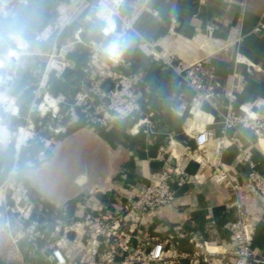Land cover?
Segmentation results:
<instances>
[{
	"label": "crops",
	"instance_id": "obj_1",
	"mask_svg": "<svg viewBox=\"0 0 264 264\" xmlns=\"http://www.w3.org/2000/svg\"><path fill=\"white\" fill-rule=\"evenodd\" d=\"M98 3L0 0V138L13 140L38 118L51 123L46 115L52 111L62 117L61 134L49 150L17 139L0 144V264H51L57 229L100 209L124 215L141 238L171 241L193 254L202 243L232 247L230 228L239 206L255 223L250 249L264 256V198L248 183L249 167L242 161L251 156L264 176V140L249 129H225L226 111L219 103L199 100L167 64L171 57L182 67L208 59L223 87L233 89L236 112L245 107L264 118V31H256L264 26V0H126L122 12L133 24L122 49L132 52L126 58L143 76L145 89L141 112L125 120L88 115V102L76 104L87 90L82 85L89 42L109 41L101 35L104 23L95 18ZM239 39L229 54L209 55ZM238 52L258 69L237 66ZM198 124L218 139L238 141H228L219 152L211 148L199 163ZM166 170L172 171L174 203L144 215L130 212L140 190ZM223 172L237 190L220 182ZM15 186L33 204L28 221L9 210Z\"/></svg>",
	"mask_w": 264,
	"mask_h": 264
},
{
	"label": "built area",
	"instance_id": "obj_2",
	"mask_svg": "<svg viewBox=\"0 0 264 264\" xmlns=\"http://www.w3.org/2000/svg\"><path fill=\"white\" fill-rule=\"evenodd\" d=\"M125 2L126 0H99L97 6L93 7L95 18L104 23L101 35L109 41H91L88 44L90 49L85 69L87 80L82 85L87 90L78 96L82 103L88 102L84 107L88 115L96 113L104 119L115 117L125 120L142 110L143 94L140 82L143 76L134 71L122 49V43L133 24V19L122 12ZM261 30L264 31L263 25L256 29L257 32ZM76 39H80L79 33L76 34ZM113 41L119 42V52L115 55L106 52ZM240 41L241 39L220 45L209 55H216L218 52L229 54ZM208 61L200 59L189 67H182L176 58L171 57L167 64L179 72L183 83L196 92L199 100L219 103L226 111L225 129H249L254 132L257 140L264 139V118L245 107L240 108V113L236 112L233 89L226 90L223 87L216 67ZM235 63L237 66L246 65L250 70L258 69L257 65L239 52L236 54ZM237 75L236 72L234 76ZM76 104L79 106V102ZM195 133L199 163L204 162L211 148L219 152L228 141H238L226 135L218 139L213 130L200 124L195 126ZM242 161L249 167L248 183L264 198V176L258 170V165L249 155L244 156ZM171 172L166 170L156 175L149 185L140 190L127 209L144 215L173 204L176 195L171 185ZM226 179L223 172L220 182L224 181L226 186L234 190L239 188L237 184ZM13 201L9 210L20 212L23 219L28 221L33 212V204L27 194L21 192L18 199ZM237 208V220L230 228L232 247L220 250L219 246L202 243L197 245L198 249L193 254L180 251L171 241L164 243L152 238H141L137 229L128 225L125 216L115 211L100 209L97 215L87 212L81 222L66 225L62 230L59 228L53 234L54 237L52 235L55 241L50 244L51 264H180L182 261H189L190 264H212L215 260L224 264H264V256L256 255L250 249L255 235L253 218L239 206ZM71 233L76 234L74 240L69 239ZM28 234L31 240H36V234L31 227L28 228ZM41 237L45 238L44 234Z\"/></svg>",
	"mask_w": 264,
	"mask_h": 264
},
{
	"label": "rangeland",
	"instance_id": "obj_3",
	"mask_svg": "<svg viewBox=\"0 0 264 264\" xmlns=\"http://www.w3.org/2000/svg\"><path fill=\"white\" fill-rule=\"evenodd\" d=\"M77 102H79V106L83 105L82 102L80 101V99H77L76 103ZM63 111L66 113V114H64L65 116H69L68 113H70V110L67 107L64 108ZM46 117L50 118L51 123H47V122L40 120L38 118L36 120L38 123L34 122L33 124H31V126L28 127L25 132L19 131L18 135L16 134L14 139H17L19 141V143L26 142V144H27V141H30V142L32 141V142H35L34 144L37 145V148L40 144H42L46 150L51 149L53 144L56 141L54 138H56L58 136V134H61L62 128L61 129L59 128V126L61 127V125H59V124H61L62 117H61L59 110L58 111H52V113L48 116L46 115ZM32 128H33V130H32ZM13 140L7 139V138H5V139L0 138V144L2 146H9V145L13 144ZM41 155H43V154H41ZM15 188L16 189L14 191V194L12 195V200L13 199L17 200L18 196L21 194V192L26 193L28 196V192L25 189H23L19 186L18 187L15 186ZM30 201H31V199H30Z\"/></svg>",
	"mask_w": 264,
	"mask_h": 264
},
{
	"label": "clouds",
	"instance_id": "obj_4",
	"mask_svg": "<svg viewBox=\"0 0 264 264\" xmlns=\"http://www.w3.org/2000/svg\"><path fill=\"white\" fill-rule=\"evenodd\" d=\"M106 52H108L111 55L118 54L119 52V42L118 41H113L108 48L106 49Z\"/></svg>",
	"mask_w": 264,
	"mask_h": 264
},
{
	"label": "trees",
	"instance_id": "obj_5",
	"mask_svg": "<svg viewBox=\"0 0 264 264\" xmlns=\"http://www.w3.org/2000/svg\"><path fill=\"white\" fill-rule=\"evenodd\" d=\"M13 1L15 2V4H20V3H22L25 0H13ZM131 55H132V52H129L128 54H125V57L131 56ZM144 89L145 88H144V83H143L140 86V90H142L144 92Z\"/></svg>",
	"mask_w": 264,
	"mask_h": 264
},
{
	"label": "bare ground",
	"instance_id": "obj_6",
	"mask_svg": "<svg viewBox=\"0 0 264 264\" xmlns=\"http://www.w3.org/2000/svg\"><path fill=\"white\" fill-rule=\"evenodd\" d=\"M262 140H264V139H262Z\"/></svg>",
	"mask_w": 264,
	"mask_h": 264
}]
</instances>
